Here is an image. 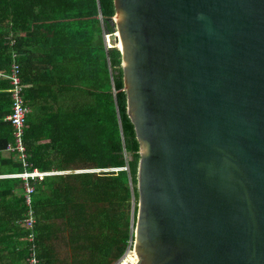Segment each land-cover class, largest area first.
Returning a JSON list of instances; mask_svg holds the SVG:
<instances>
[{
  "label": "water",
  "instance_id": "95a60500",
  "mask_svg": "<svg viewBox=\"0 0 264 264\" xmlns=\"http://www.w3.org/2000/svg\"><path fill=\"white\" fill-rule=\"evenodd\" d=\"M113 8L136 264H264V0Z\"/></svg>",
  "mask_w": 264,
  "mask_h": 264
},
{
  "label": "trees",
  "instance_id": "16d2710c",
  "mask_svg": "<svg viewBox=\"0 0 264 264\" xmlns=\"http://www.w3.org/2000/svg\"><path fill=\"white\" fill-rule=\"evenodd\" d=\"M113 16V0H0V71L19 66L30 107L23 141L30 169H118L44 178L34 185V215L50 208L65 210L66 216L74 217L70 225L76 235L86 243L80 250L94 256L99 242L93 234L98 228L88 219L89 204L106 203L114 209L125 204L123 223L109 224L112 235L119 236L112 240L118 245L110 264L133 240L139 159L126 114L120 52L106 48L101 37L102 23L112 32ZM8 90V81L0 79V174L23 169L14 155H2L12 140V126L4 120L11 107ZM23 194L20 180L0 179V262L13 258L15 264H24L29 230L19 224L27 210ZM41 228L35 225L34 243L41 263L49 264L37 231Z\"/></svg>",
  "mask_w": 264,
  "mask_h": 264
},
{
  "label": "rangeland",
  "instance_id": "374dc122",
  "mask_svg": "<svg viewBox=\"0 0 264 264\" xmlns=\"http://www.w3.org/2000/svg\"><path fill=\"white\" fill-rule=\"evenodd\" d=\"M110 24H112V22H110ZM112 26V32H108L102 23L101 37L107 48L116 47L114 39L116 35L114 34H117V32L115 26L113 24ZM32 115L34 116L35 114L33 113ZM84 164L85 163H83L82 166H84ZM57 165L58 161H54V167ZM78 167H80L79 164ZM86 167L87 166H84L83 168ZM53 171L63 172L57 170V168L53 169ZM79 172L97 174L98 172L103 171H96V168L73 169L67 170L58 175L76 174ZM44 194L46 196V191ZM52 210L53 209L50 208V210L46 212L45 209L44 212H41L40 215L35 217L36 225L42 227L37 231L40 232L43 247L48 252V260H50L49 264H110L109 262L112 261L113 256L116 253V246L118 245L117 243L112 242V240H117L119 236L114 233L112 235V230L109 228V224L110 222L123 223L128 213L125 204H122L117 209H114L113 205L110 206V204L106 203L89 204L87 211L91 215L88 219L92 218L91 220L94 224V228H98L95 232L93 231V235L98 237L99 242L98 251H95L94 256H90L87 251L83 252L80 250V248L86 245V243L81 239V235H76L75 228L70 225V220L74 223V217H71V215L66 216L68 213L65 210ZM129 210L132 211L131 207ZM106 234L112 235V237L108 238ZM130 245L131 243L128 240L123 254H129L132 252V247ZM127 247L129 250H127Z\"/></svg>",
  "mask_w": 264,
  "mask_h": 264
},
{
  "label": "built area",
  "instance_id": "2783aa9c",
  "mask_svg": "<svg viewBox=\"0 0 264 264\" xmlns=\"http://www.w3.org/2000/svg\"><path fill=\"white\" fill-rule=\"evenodd\" d=\"M116 35V34H114ZM0 77H5L9 80L10 84V98H11V107L10 114H8L4 119L8 121L12 126V140L6 144L4 152L6 154L14 155V158L22 165L23 171L17 173H6L0 174V179H18L22 183L23 188V198L24 203L27 207L25 212L24 219L19 223L24 229L29 230L27 241V255L24 258V264H42L40 258L37 255V246L34 243L35 234L33 233L34 226L36 224L35 215L32 210V195L34 193V185L38 182H41L44 178L49 176L58 175L64 172H55V171H41L38 169L29 170V163L27 161V153L24 146V136L26 128V117L29 114V108L25 104L23 97V87L22 80L19 76V66L12 64L10 66V73L3 74L0 73ZM125 169V168H124ZM105 171V169H96V171ZM117 171L118 169H106V171ZM87 172V171H85ZM94 172V171H91ZM131 247L133 240L129 239ZM127 250L128 247H127ZM125 252V251H124ZM133 250L129 254H123L114 264H136L132 258Z\"/></svg>",
  "mask_w": 264,
  "mask_h": 264
},
{
  "label": "crops",
  "instance_id": "0c3cea01",
  "mask_svg": "<svg viewBox=\"0 0 264 264\" xmlns=\"http://www.w3.org/2000/svg\"><path fill=\"white\" fill-rule=\"evenodd\" d=\"M0 73H3V74H9L10 73V68H9V70H8V72H4V71H0ZM0 79H2V80H7L8 81V84H9V80L7 79V78H5V77H0ZM10 84H9V90H8V92H9V94H10ZM22 87H23V97H24V100H25V104L28 106V108H29V110H30V107H29V105L27 104V101H26V97H25V95H24V86L22 85ZM11 99V98H10ZM29 113H30V111H29ZM28 116V115H27ZM5 118V117H4ZM5 120V119H4ZM6 121V120H5ZM26 129V128H25ZM2 155L4 156V157H7V156H9L8 154H6L5 152H2ZM28 158V157H27ZM28 161V160H27ZM29 163V162H28ZM22 166V165H21ZM30 163H29V169H30ZM23 168V167H22ZM31 169H33V168H31ZM30 169V170H31ZM36 169V168H35ZM22 171H23V169H22ZM31 206H32V204H31ZM32 210H33V208H32ZM34 212V211H33ZM36 225V224H35ZM34 228H35V226H34ZM42 241V240H41ZM42 246H43V241H42ZM13 258H3L2 260H1V262H0V264H15L14 262H12L11 260H12Z\"/></svg>",
  "mask_w": 264,
  "mask_h": 264
},
{
  "label": "clouds",
  "instance_id": "9594fccd",
  "mask_svg": "<svg viewBox=\"0 0 264 264\" xmlns=\"http://www.w3.org/2000/svg\"><path fill=\"white\" fill-rule=\"evenodd\" d=\"M111 22H112V24L114 25V22H113V17H112V19H111ZM115 26V25H114ZM107 48V47H106ZM111 48V47H110ZM115 48V47H114ZM117 49V48H116ZM85 172V171H84ZM81 173H83V172H81Z\"/></svg>",
  "mask_w": 264,
  "mask_h": 264
},
{
  "label": "bare ground",
  "instance_id": "6f19581e",
  "mask_svg": "<svg viewBox=\"0 0 264 264\" xmlns=\"http://www.w3.org/2000/svg\"><path fill=\"white\" fill-rule=\"evenodd\" d=\"M134 257H136V255L133 253ZM137 261V260H136Z\"/></svg>",
  "mask_w": 264,
  "mask_h": 264
}]
</instances>
